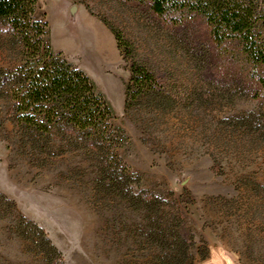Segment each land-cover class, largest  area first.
I'll return each mask as SVG.
<instances>
[{"label":"rangeland","instance_id":"obj_1","mask_svg":"<svg viewBox=\"0 0 264 264\" xmlns=\"http://www.w3.org/2000/svg\"><path fill=\"white\" fill-rule=\"evenodd\" d=\"M142 16L121 0H37L35 13L49 24L53 52L84 71L112 106L113 125L126 136L117 149L130 188L169 207L152 214L110 191L85 149L58 140L26 146L1 91L0 264H47L24 231L27 221L64 264H264L262 105L229 91L225 60L200 74ZM108 24L134 43L173 102L125 113L131 64ZM192 31L197 42L206 39L202 24ZM21 59L0 36V78ZM177 236L190 259L173 248Z\"/></svg>","mask_w":264,"mask_h":264},{"label":"trees","instance_id":"obj_2","mask_svg":"<svg viewBox=\"0 0 264 264\" xmlns=\"http://www.w3.org/2000/svg\"><path fill=\"white\" fill-rule=\"evenodd\" d=\"M121 1L140 12L147 26H158L200 74L225 60L230 68L225 76L226 87L240 98L260 102L264 114V0ZM36 5L37 0H0V36L7 46L18 48L22 56L20 65L2 72L0 78V92L7 94V115L14 130L24 136L26 146L48 147L58 140L67 148L87 150L100 180L110 191L129 196L152 214L160 213L169 205L130 188L132 173L120 164L117 149L126 136L113 125L112 106L84 71L64 59L62 53L53 52L48 43L49 24L36 19ZM196 23L206 30V39L198 42L192 31ZM108 26L124 61L131 64L125 113L150 103L173 102L172 92L154 69L135 54L134 43ZM24 220L19 215L18 221ZM27 223L24 231L32 233L33 244L45 252L47 264H64L44 231ZM169 225L177 223L171 221ZM173 248L177 255L181 252L184 258H191L186 249L181 251L179 236ZM208 256L209 251H205L201 258Z\"/></svg>","mask_w":264,"mask_h":264},{"label":"bare ground","instance_id":"obj_3","mask_svg":"<svg viewBox=\"0 0 264 264\" xmlns=\"http://www.w3.org/2000/svg\"><path fill=\"white\" fill-rule=\"evenodd\" d=\"M101 51V50H100Z\"/></svg>","mask_w":264,"mask_h":264}]
</instances>
